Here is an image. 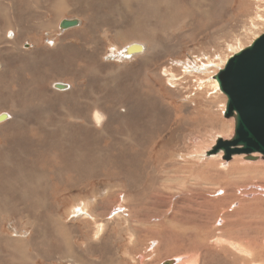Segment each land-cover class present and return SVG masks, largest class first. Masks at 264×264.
Instances as JSON below:
<instances>
[{"label": "rangeland", "instance_id": "rangeland-1", "mask_svg": "<svg viewBox=\"0 0 264 264\" xmlns=\"http://www.w3.org/2000/svg\"><path fill=\"white\" fill-rule=\"evenodd\" d=\"M13 1L27 52L0 47L1 80L11 75L7 94L0 82V113L11 119L0 126V264H68L70 255L75 264H264V160L204 156L233 136L234 121L193 113V88L211 89L220 60L264 33V0H170L169 10L151 0L149 8L133 4L132 15L120 0H68L57 14L47 5L54 0ZM55 16L81 26L48 36L41 27ZM131 23L150 35L102 32ZM132 41L146 52L130 59L122 52ZM216 95L221 110L226 97ZM80 116L84 125L73 122ZM195 119L201 125L191 126ZM42 202L44 211H33ZM95 224L103 229L93 240Z\"/></svg>", "mask_w": 264, "mask_h": 264}, {"label": "bare ground", "instance_id": "bare-ground-1", "mask_svg": "<svg viewBox=\"0 0 264 264\" xmlns=\"http://www.w3.org/2000/svg\"><path fill=\"white\" fill-rule=\"evenodd\" d=\"M33 1V0H32ZM85 1V0H84ZM95 1V0H94ZM103 1V0H102ZM41 2V1H40ZM86 2H87V0H86ZM85 2V3H86ZM93 2V1H92ZM106 2V1H105ZM203 2L204 1H200V5H202L203 6ZM68 3V0H54V5H51V4H47L48 6H50L51 8H53V10H54V13H59L62 9H63V7L64 6H66V4ZM72 3V2H71ZM73 3L75 4V5H77L76 4V2L75 1H73ZM115 3V2H114ZM260 3V2H259ZM133 4H135L134 6H146L147 8H149L150 7V4H151V0H120V2H119V5H120V7H121V9H122V13H124V14H126V15H132V14H134V12L135 11H132V5ZM160 4L161 5H164L166 8H167V10H169V8H172V6H173V1L171 2L170 0H164V1H162L161 0V2H160ZM6 7V9H4ZM128 9H126V8ZM32 8V7H31ZM87 9H88V7H86ZM119 8V7H118ZM16 9H17V4H16V2L15 1H13V0H0V47H2L3 48V52L5 53V52H7V51H17V52H19V53H21V54H26V52L27 51H25V50H23V47H22V44H19L18 43V41H20V40H18L19 39V35H20V33H21V31H22V24H19V21H18V19H20V18H16V16L14 15V11H16ZM34 9V8H33ZM43 11H46V8H45V6H43V9H42ZM121 13V14H122ZM252 13V12H251ZM84 15V14H83ZM82 15V16H83ZM104 15V14H103ZM62 16H63V14H62ZM49 18V17H48ZM74 18V17H73ZM170 20L171 19H173L172 17H170L169 18ZM28 20V19H27ZM36 20V19H35ZM46 20H47V18H46ZM49 20H50V18H49ZM60 20V21H59ZM26 21V20H25ZM42 21V20H41ZM59 21V22H58ZM65 21H75V23H76V26H78V28L81 26V23H79V21H77L76 19L75 20H69V19H66V20H62L61 21V19H58L56 16H55V18L52 20V21H50V22H48V23H45V25L43 26V27H41V31L42 32H44V33H47L48 34V36L49 35H53L54 34V32L57 30H59L60 29V27H61V24H62V22H65ZM31 22V21H30ZM38 23H40V22H38ZM30 25V24H29ZM145 26H147V25H145V24H136V23H131V24H129L128 25V27H131V28H125V29H123L122 28V26H116V28H115V31H113V30H107V31H104V29H103V33L104 34H107V33H114V37L116 38V37H122V36H134V31L135 30H137V32H138V34H137V36H149L150 35V33H151V31L149 30V28H145ZM34 27V26H33ZM73 27H75V26H73ZM86 27V26H85ZM35 28V27H34ZM71 28V27H70ZM76 28V27H75ZM33 29V28H32ZM62 29V28H61ZM86 29H87V27H86ZM66 30V29H65ZM72 30H77V29H72ZM60 31V30H59ZM44 33H43V35H44ZM63 33V32H62ZM77 33V32H76ZM76 33H74V35H76ZM87 33H89V29H88V31H87ZM30 34H32V33H30ZM35 34V33H34ZM56 34V33H55ZM57 35V34H56ZM65 35V34H64ZM78 35V34H77ZM88 35V34H87ZM31 36V35H30ZM45 36H46V34H45ZM47 36V37H48ZM62 36V35H61ZM68 36H69V34H68ZM27 37V36H26ZM52 37V36H51ZM55 37H57V36H55ZM66 37H67V35H66ZM100 37V36H99ZM99 37H97L98 38V40L100 39ZM62 38V37H61ZM70 38V37H69ZM77 38V37H76ZM27 39V38H26ZM30 39V38H29ZM49 39V38H48ZM47 39V40H48ZM45 40V39H44ZM52 40V39H51ZM56 40V39H55ZM64 40V39H63ZM95 40V39H94ZM102 40V39H101ZM219 40H221V39H219ZM25 41V40H24ZM23 41V42H24ZM53 41V40H52ZM65 41V40H64ZM63 41V42H64ZM71 41V40H70ZM78 41V40H77ZM100 41V40H99ZM22 42V43H23ZM30 42H31V39H30ZM76 42V41H75ZM123 42V41H122ZM21 43V42H20ZM46 43V42H45ZM71 43V42H70ZM31 44V43H30ZM32 44H33V42H32ZM31 44V45H32ZM72 44V43H71ZM126 44H128V43H126ZM24 45V44H23ZM27 45V44H26ZM44 45V44H43ZM46 45V44H45ZM51 45V44H50ZM53 45V44H52ZM56 45H58V44H56ZM70 45V44H69ZM35 46V45H34ZM119 46V45H118ZM227 46V45H226ZM7 47V48H6ZM41 47V46H40ZM39 47V48H40ZM42 47H44V46H42ZM41 47V53L42 54H47V55H49V49H48V46L46 45L44 48H42ZM94 47V46H93ZM31 48H34V47H31ZM28 49V48H27ZM90 49V48H89ZM146 45L143 43H137L136 41H132V42H129V44L127 45V47H125L124 49H123V52H122V55L124 56V57H126V58H133V57H136V56H139L140 54H142V53H145L146 52ZM59 52V51H58ZM2 53V49H0V54ZM9 53V52H8ZM28 53H30L29 51H28ZM27 53V54H28ZM33 53V52H32ZM34 53H35V51H34ZM36 53H38V52H36ZM67 53V52H66ZM121 53V52H120ZM238 53V52H237ZM10 54V53H9ZM11 54H12V52H11ZM14 54V53H13ZM236 54V53H235ZM33 55H35V54H33ZM37 55V54H36ZM40 55V54H39ZM38 55V56H39ZM53 55V54H52ZM23 57H25V56H23ZM42 57V56H41ZM22 58V57H21ZM28 58V57H27ZM12 59V58H11ZM22 59H24V58H22ZM83 59V58H82ZM229 59V58H228ZM228 59H223V60H220L221 61V65H223V68H224V66H225V64H226V61L228 60ZM45 60V59H44ZM203 60V59H202ZM5 62V61H4ZM29 62V61H28ZM214 62V61H213ZM6 63H7V61H6ZM30 63V62H29ZM121 63V62H120ZM210 63V62H209ZM2 64V63H1ZM0 64V69L1 68H3L4 67V64L3 65H1ZM33 65V64H32ZM91 65H92V63H91ZM187 65V64H186ZM25 66V65H24ZM45 66V65H44ZM94 66V65H93ZM173 66V65H172ZM176 66V65H175ZM213 67H214V65H212ZM219 66V65H218ZM31 67V66H30ZM33 67V66H32ZM5 68V67H4ZM23 67H21V69H22ZM46 68V67H45ZM205 68V69H204ZM204 71H206L207 72V66H204ZM222 68V69H223ZM8 69V68H7ZM203 69H202V71H203ZM222 69H218L217 70V72L215 73V74H213L212 75V78L210 77V81H211V79H212V87H211V89H208V90H202V88L200 89V87H198V88H193V89H195V92H198V95H197V98H199V105L200 106H197L198 104L196 103V105L194 106V108H193V113H195V114H199V115H201L202 117H204L205 119H208L209 117H211V113H217L218 111L220 112V113H222V114H224V110H225V108H223V109H221V110H219L221 107V101H219V99H221L220 98V96H218V95H216L217 93L218 94H220L221 93V91H220V89H219V86H218V82H217V80H216V75L218 74V72L220 71V70H222ZM5 70V69H4ZM3 70V71H4ZM12 70V69H11ZM28 70V69H27ZM68 70V69H67ZM118 70H119V68H118ZM7 71V70H6ZM6 71H4V82L1 80V75H0V82H1V84H2V88H3V92L5 93V94H7L8 93V87H9V84H10V82H11V78H9V76H11V75H8V76H6L5 75V73H6ZM14 71V70H13ZM23 71V70H22ZM68 71H70V70H68ZM26 72V71H25ZM32 72V71H31ZM164 72V71H163ZM209 72V71H208ZM14 73V72H13ZM49 73V72H48ZM80 73V72H79ZM174 73V72H173ZM192 73L193 72H189V73H187V74H191L192 75ZM196 73V72H195ZM8 74H9V70H8ZM50 74V73H49ZM168 74H169V72H168ZM199 74V73H198ZM201 75V74H200ZM35 78V77H34ZM77 78V77H76ZM165 78V77H164ZM167 78H168V80L170 81V80H172V79H174V82H175V78L176 77H174V75H171L170 77L169 76H167ZM182 78H184V77H182ZM21 80V79H20ZM194 80V79H193ZM201 80V79H200ZM208 82V81H207ZM198 83H204V81H202V82H198ZM58 83H56V85H57ZM60 84V83H59ZM169 84V83H168ZM172 84V83H171ZM62 85H64V84H62ZM69 85V84H68ZM67 85V86H68ZM82 85V84H81ZM169 86H171L170 84H169ZM58 87V86H57ZM61 87V89H65V87H66V85H65V87L64 86H60ZM69 87V86H68ZM34 88H36V87H34ZM81 88V87H80ZM29 89H32V88H29ZM40 89V88H39ZM187 89V88H186ZM198 89V90H197ZM55 90V89H54ZM60 90V89H59ZM29 91V90H28ZM45 91H46V89H45ZM41 92V91H40ZM77 92V91H76ZM161 92V91H160ZM68 93V92H67ZM193 93V92H192ZM93 94V93H92ZM57 95V94H56ZM187 96V95H186ZM189 96V95H188ZM192 96V95H191ZM194 96V95H193ZM208 96V97H207ZM38 97V96H37ZM212 97H214L213 99H210V98H212ZM64 98V97H63ZM187 98V97H186ZM84 99V98H83ZM87 100V99H86ZM165 100V99H164ZM167 101V100H166ZM182 101V100H181ZM194 102H197V100H195ZM48 104V103H47ZM187 104V103H186ZM218 104H220V106L218 105ZM224 104V103H223ZM226 105V104H225ZM43 106V105H42ZM44 106H45V102H44ZM223 106V105H222ZM192 107V106H191ZM96 111V110H95ZM42 113H44V112H42ZM192 113V114H193ZM16 114V113H15ZM191 114V115H192ZM219 114V113H218ZM93 115V114H92ZM221 115V114H220ZM0 116H2L3 118H1L0 119V126H2L3 124L5 125V123L7 124V122L9 123L10 121H11V119H10V116L8 115V114H6V113H0ZM15 116H17L18 117V115H15ZM14 117V116H13ZM104 117V116H103ZM187 117V116H186ZM220 117V116H219ZM39 118V117H38ZM83 117L82 116H80V117H74L73 119H74V121L73 122H75V121H78L79 122V124H82V125H84V123H82V122H80L81 121V119H82ZM89 120H90V117H89ZM102 120V114H100L99 112H95L94 113V115H93V122H94V124H99L100 123V121ZM190 121H191V119H189ZM196 120V119H195ZM232 120H233V118H232ZM234 121V120H233ZM33 122V121H32ZM90 122V121H89ZM92 122V123H93ZM29 123V122H28ZM91 123V124H92ZM206 123H208V122H206ZM57 124V123H56ZM191 124V126L192 125H201L200 123H198L197 122V120L196 121H193V122H191L190 123ZM208 124H210V123H208ZM206 125L207 127H209V125ZM3 125V126H4ZM95 126V125H94ZM25 127V126H24ZM102 127V126H101ZM211 127V126H210ZM9 128V127H8ZM23 128V127H22ZM31 128V127H30ZM39 128V127H38ZM201 128V127H200ZM212 128V127H211ZM19 129V128H18ZM187 130V129H186ZM203 130V129H202ZM212 130V129H211ZM204 131V130H203ZM199 132V131H198ZM206 132V131H205ZM64 133H67V132H64ZM192 133V132H191ZM194 133V132H193ZM204 133V132H203ZM209 133V132H208ZM190 136V135H189ZM5 137H6V135H5ZM202 137V136H201ZM200 137V138H201ZM44 138H47V137H45L44 136ZM198 138V137H197ZM6 139V138H5ZM14 139V138H13ZM10 140H11V138H10ZM50 139H48V141H49ZM201 140V139H200ZM56 141V140H55ZM14 142H16L15 140H14ZM53 142V141H52ZM42 143V142H41ZM14 144V143H13ZM112 146V145H111ZM43 150V149H42ZM189 151V150H188ZM191 151V150H190ZM206 153V152H205ZM205 153H204V156H205ZM191 155V154H190ZM188 156V155H187ZM217 156V155H216ZM219 156V155H218ZM189 157V156H188ZM211 157H214V156H210V158ZM256 157V156H255ZM192 158V157H191ZM198 161V160H197ZM175 163H177V162H175ZM175 163H173V164H175ZM7 164V163H6ZM236 164V163H235ZM34 165V164H33ZM178 165V164H177ZM30 166V165H29ZM82 167V166H81ZM247 168H249L250 169V167H247ZM22 173V172H21ZM23 173H24V171H23ZM6 176V175H5ZM55 176V175H54ZM86 176V175H85ZM170 179V178H169ZM3 180H4V173L0 170V210H1V200L2 199H4V189L2 188V186H3ZM192 180V179H191ZM23 181H25V180H23ZM34 181V180H33ZM193 181V180H192ZM26 182V181H25ZM189 182V181H188ZM27 183V182H26ZM49 183V182H48ZM259 184V183H258ZM262 184V183H261ZM34 185V184H33ZM115 186V185H114ZM28 187V186H27ZM260 187H262L263 189H264V185L262 184ZM116 188H117V186H116ZM250 188V187H249ZM240 189V188H239ZM118 190V189H117ZM227 190V189H226ZM233 190V189H232ZM238 191H240V190H238ZM174 192V191H173ZM41 193V192H40ZM231 193V192H230ZM236 193V192H235ZM243 193V192H242ZM246 193V192H245ZM251 193V192H250ZM253 193V192H252ZM117 194V193H116ZM122 195V194H121ZM243 195V194H242ZM249 195V194H248ZM252 195H255L254 196V198L256 199V198H260L261 196L260 195H258V194H255V193H253ZM232 196V195H231ZM245 196H247V193L245 194ZM251 196V195H250ZM113 197V196H112ZM116 197H117V195H116ZM233 197V196H232ZM119 198H120V196H119ZM234 198H235V196H234ZM12 199H14V198H12ZM117 199V198H116ZM121 199H123V198H121ZM17 200V199H16ZM19 200V199H18ZM89 201V200H88ZM115 201V200H114ZM121 201H123V200H121ZM242 201V200H241ZM37 202H39V201H37ZM57 202V201H56ZM90 202V201H89ZM152 204V203H151ZM83 205V204H82ZM37 206V208L38 209H35V210H33V211H35V212H42V211H44V208H46V206H47V203L46 202H42V203H39V204H37L36 205ZM84 206V205H83ZM77 207V206H76ZM155 208V207H154ZM70 209V208H69ZM121 209V208H120ZM73 210H74V212H72L71 211V209H70V211H71V215L72 214H75V210L76 209H74L73 208ZM127 210V209H126ZM208 210V209H207ZM32 211V210H31ZM78 213H80V215H82V216H84L85 215V217L84 218H89V219H91V220H93L94 221V219H93V217L92 216H90L88 213H87V210H86V207H81L80 208V210H79V212ZM78 213H76V214H78ZM75 214V215H76ZM103 214H104V212H103ZM208 214V213H207ZM17 215H19V214H17ZM16 215V216H17ZM21 215V214H20ZM0 216H1V213H0ZM6 216V215H5ZM9 216V215H8ZM35 216V215H34ZM10 217V216H9ZM4 218V217H3ZM123 218V217H122ZM219 219V218H218ZM108 220V219H107ZM7 221V220H6ZM18 221V220H17ZM112 221V220H111ZM160 221V220H159ZM95 222V221H94ZM110 222V221H109ZM112 222H114V221H112ZM126 222V221H125ZM33 223V222H32ZM38 223V222H37ZM37 225V224H36ZM35 225V226H36ZM96 225V230H95V233H94V235H93V240L94 239H98V237H99V235H100V232H101V230L103 229L102 228V224H95ZM125 225H126V223H125ZM22 226H24V225H22ZM32 227H33V225H32ZM37 227V226H36ZM21 229V228H20ZM131 230V229H130ZM129 230V232H131ZM2 232V231H1ZM0 232V239H4L5 238V234L4 233H1ZM86 232V231H85ZM13 233V232H12ZM249 234V233H248ZM18 235V234H17ZM92 237V236H91ZM12 239V238H11ZM16 239H19V241H21L20 239H21V237L20 238H16ZM219 239V238H218ZM255 239V238H254ZM260 239V238H259ZM219 241H220V239H219ZM255 241V240H254ZM17 242V241H16ZM28 242V241H27ZM215 242H217V241H215ZM242 242V241H241ZM73 243V242H72ZM75 243V242H74ZM225 242L223 241V244H224ZM228 243H230V242H228ZM2 244H3V242H2ZM34 244V243H33ZM67 244V243H66ZM218 244H220L219 242H218ZM36 245V244H35ZM70 245V244H69ZM233 245V244H232ZM231 245V246H232ZM245 245V244H244ZM28 246H29V244H28ZM40 246V245H39ZM73 246V245H72ZM256 246V245H255ZM35 247H37V246H35ZM75 247V246H74ZM82 247V246H81ZM229 247H230V244H229ZM236 247H237V245H236ZM18 247H16L15 248V250L17 249ZM45 248V247H44ZM77 248V247H76ZM235 248V247H234ZM239 248H240V246H239ZM238 248V249H239ZM242 248V247H241ZM240 248V249H241ZM73 249V248H72ZM78 249V248H77ZM86 249V248H85ZM232 249V248H231ZM237 249V250H238ZM239 249V250H240ZM31 250V249H30ZM209 250V249H208ZM243 250V249H242ZM250 250H252V249H250ZM18 251V250H17ZM61 251V250H60ZM236 251V250H235ZM244 251V250H243ZM253 251V250H252ZM251 251V252H252ZM20 252V251H19ZM92 252V251H91ZM204 252V251H203ZM255 252V251H254ZM254 252H253V254H254ZM60 253V252H59ZM96 253V252H95ZM238 253V252H237ZM246 253V252H245ZM63 254V253H62ZM208 254V253H207ZM241 254V253H240ZM248 254V253H247ZM27 255H28V253H27ZM26 255V256H27ZM197 254H195V256H196ZM210 255V254H209ZM245 255V254H244ZM243 255V256H244ZM257 255V254H256ZM25 256V257H26ZM193 257H194V254L192 255ZM198 256V255H197ZM248 256H250V255H248ZM19 257V256H18ZM189 258V257H188ZM5 259V258H4ZM24 259V258H23ZM69 259L72 261V262H70V263H74L75 264V259H74V257L73 256H69ZM180 259V258H179ZM195 259V258H194ZM196 259H197V257H196ZM200 259V258H199ZM14 260V259H13ZM55 260V259H54ZM184 260V259H183ZM50 261V260H49ZM58 261H60L59 259H58ZM57 261V262H58ZM170 261H172V262H174L173 264H178V260H176V259H172V260H170ZM20 262V261H19ZM194 262H195V260H194ZM34 263V262H33ZM49 263V262H48ZM51 263V262H50ZM70 263H68V264H70ZM5 264H7V263H5ZM20 264V263H19ZM181 264V263H180ZM184 264V263H183ZM185 264H192L191 262H188V263H185ZM245 264H246V262H245Z\"/></svg>", "mask_w": 264, "mask_h": 264}, {"label": "water", "instance_id": "water-1", "mask_svg": "<svg viewBox=\"0 0 264 264\" xmlns=\"http://www.w3.org/2000/svg\"><path fill=\"white\" fill-rule=\"evenodd\" d=\"M76 26L75 21L62 22L61 28ZM221 93L226 97L224 118L234 120L233 136L216 139L206 157L222 154V160L243 156L264 160V33L248 47L232 55L215 76ZM3 118L0 116V119ZM168 260L162 264H173Z\"/></svg>", "mask_w": 264, "mask_h": 264}]
</instances>
